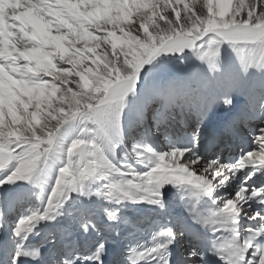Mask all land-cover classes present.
<instances>
[{
	"label": "snow or ice",
	"instance_id": "snow-or-ice-1",
	"mask_svg": "<svg viewBox=\"0 0 264 264\" xmlns=\"http://www.w3.org/2000/svg\"><path fill=\"white\" fill-rule=\"evenodd\" d=\"M225 44L237 61L227 73ZM189 52L203 68L187 79H159L164 70L154 62L162 53L182 60ZM254 76L260 77L259 96L245 86ZM237 96L245 98L239 107ZM218 108L228 115L210 126L209 116ZM177 110L191 118L179 121L190 137L184 146L166 130ZM77 119L95 138L71 142L46 208L17 221L18 246L39 222L61 214L73 194L164 208L166 186L188 185L198 190L197 197L213 198L214 209L192 204L188 211L193 225L210 228L217 238L189 225L180 232L161 228L151 246H129L128 264H202L209 256L222 264H264V207H252L264 206V186L253 179L260 173L264 184V0H0V170L12 168L0 188L39 183L58 134ZM153 128L164 130L169 150L135 145L133 154L147 171L113 162L129 133L146 138ZM245 130L251 132V150L243 146ZM229 141L242 144L234 162L203 155ZM239 173L243 180L234 194L217 195ZM102 178L108 182L99 189L87 186ZM105 211L110 221L118 219L114 211ZM242 220L253 224L245 227ZM80 228L103 235L91 214L81 213ZM184 236L192 247L174 260L173 246ZM108 242V236L97 241L86 259L105 264ZM78 246L76 240L65 245L70 251ZM40 255L38 249L21 247L7 264Z\"/></svg>",
	"mask_w": 264,
	"mask_h": 264
},
{
	"label": "bare ground",
	"instance_id": "bare-ground-1",
	"mask_svg": "<svg viewBox=\"0 0 264 264\" xmlns=\"http://www.w3.org/2000/svg\"><path fill=\"white\" fill-rule=\"evenodd\" d=\"M198 63L201 64V62L199 60H198ZM227 64L231 65L230 71H233L237 67L236 57H234L233 54L229 55V57L227 59ZM223 70L225 73L229 72V71H226L224 68H223ZM159 79L163 80V77H159ZM169 79H172V78H169ZM253 80H255V77ZM163 81H166V80H163ZM251 82H252V78L249 81H247L245 85L248 86ZM238 104H241V103H238ZM213 115H217V114L215 112H213L211 114L212 120H216V118ZM208 123H209V125H212V124H215L216 122H213V123L208 122ZM69 134H70V132H68V135ZM154 138L157 139L158 136H154ZM9 168H11V167H9ZM2 172H3V170H0V176H1ZM49 174H48L49 177H48L47 181L40 183L41 187L44 190L49 188L48 182H50V180H52V181L54 180V175L52 174V172H49ZM88 183L89 182H87V185H88ZM165 188L167 190L164 191V204H165L164 208H160L158 205L150 204L146 201L133 202L132 200H129V199H124L121 201L118 197H114L113 199L109 200V199H106L104 197L93 196L89 199L88 197L79 196L81 198V201L79 203L81 206H84L86 209L90 210L91 213L97 212L99 217H101L100 224L102 227H105V226H108V228H109V226H110V228H111V226H112V228L115 227V225H114L115 221H110L108 219L105 209L110 210V211H114L117 214V217L119 220L124 219V217L121 215V213L130 211L132 214L137 216V219L140 218L142 225H145L149 222V217H147V215L153 214L152 211L155 212L153 214L154 217H160L163 214L167 215L168 210L170 209V207H168V206L171 205V199H173V202H174L173 205H183L184 201L182 199H180L182 193H184L186 190L190 193H192L193 191L196 193L198 191L193 186H188V185H182V186L168 185ZM225 189H227V188L224 187L223 190H225ZM76 195L77 194H73L72 198L64 204L62 209H60L61 214L56 215L55 219L45 220V221L39 222V225H37L35 230L28 235V237L25 241H21V244H23V242L28 243L30 241H35V240H39L42 238V243H45L44 245L49 247L50 243L46 241V236L48 234L47 232L49 230L54 231V242L53 243L55 246L54 248L57 249V250H55L56 252L55 251L51 252V250L54 249L53 246L49 247V249H48V247H45L44 250L47 252H50V255L55 254L56 256L57 255L59 256L61 253V248H62V241H61L59 234L63 228V224H66L67 227H72V228L73 227H76V228L79 227L80 221L78 219H76L77 213H71L73 210L70 208V205L73 202H75V199L77 198ZM175 197L177 199H175ZM199 197H201L207 203H209V199H211V197L203 196V195L199 196ZM118 207H120V208L117 209ZM7 210H8V208H7ZM93 211H95V212H93ZM137 211H138L139 216L137 215ZM169 219H173V217H169ZM0 224H1V221H0ZM4 228H6V226H4V224H2V226H0V259H2L4 262H6L7 252H8V249L10 247L4 242V240H2L6 237L9 238V233L4 234L3 236L1 235ZM73 229H75V228H73ZM79 232L82 235H84L83 244L85 245V247L89 244L91 246H96V242L100 241L101 236H103L101 234L96 235L94 232L90 233V231L87 235H85L81 230H79ZM107 236L112 238L114 236V234L109 232ZM110 242L111 241L109 240V242L106 244V247L108 246V244ZM4 255L6 257H4Z\"/></svg>",
	"mask_w": 264,
	"mask_h": 264
},
{
	"label": "rangeland",
	"instance_id": "rangeland-1",
	"mask_svg": "<svg viewBox=\"0 0 264 264\" xmlns=\"http://www.w3.org/2000/svg\"><path fill=\"white\" fill-rule=\"evenodd\" d=\"M187 2L188 3H191V0H187ZM228 46V45H227ZM226 45H224V47H223V49H222V55H224L225 53H227L228 52V47H227ZM230 48V47H229ZM190 56V57H189ZM187 58H189V60H192L193 59V61L195 60V62H196V57L191 53V52H189V53H187V55L185 56V58L184 59H187ZM184 59H182V60H184ZM155 64H157V65H161L162 66V68H163V72L161 73V76H167V74H170L171 73V69H172V67L174 68L175 66H178V64L180 65V63H181V59H177L175 56H172V54H170V53H162L157 59H156V61L154 62ZM179 69V68H178ZM140 89L142 90L143 89V84H141L140 86ZM181 118H184V117H180L179 116V120H176L175 118L174 119H172V120H170V122H169V127L166 129L170 134H171V136H172V139H173V137H174V134L177 136V138L176 139H173L175 142H176V144H177V146H179V144H180V141L186 136L184 133H185V128L183 127V125H181L180 123H179V121L181 120ZM127 117H126V119H125V122L127 123ZM69 124L71 125V127H74V128H77V129H80V130H82V132H83V137L84 138H88L89 140H93L94 139V133H92L91 131H89V132H87V133H84V125L77 119V120H74V121H70L69 122ZM156 130L154 129V131L153 132H155ZM163 131L164 130H162L161 132H160V134L162 135V139H163V143H161V144H154V145H149V146H151L155 151H157V152H166V151H168L169 150V147H168V142L165 140V138H164V135H163ZM129 135V137H131V138H136L137 136H139L140 135V133L139 132H133V133H129L128 134ZM142 137V136H141ZM131 138H128L126 141H125V144H124V147H127L128 146V144L130 143V142H132L133 143V147L135 146V145H140V142H135V139L134 140H131ZM57 145H58V147L57 148H55L54 150H53V152L50 154V156L52 155V156H54L55 158H61V157H63V158H67V155H66V150H67V148L70 146V145H67L65 148L64 147H62V148H60V143H58L57 142ZM133 147H131L132 148V150H133ZM142 146H141V150H142ZM61 164H63L62 162H61ZM65 164H63V166H64ZM61 168V167H60ZM48 172V170H47V167H46V165L44 166V173L43 174H46ZM98 185V184H97ZM39 212H41V210H39ZM92 218V217H91ZM93 220V219H92Z\"/></svg>",
	"mask_w": 264,
	"mask_h": 264
}]
</instances>
